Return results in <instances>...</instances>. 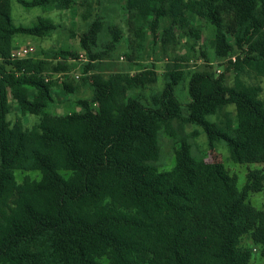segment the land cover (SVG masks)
I'll return each mask as SVG.
<instances>
[{
    "label": "trees",
    "instance_id": "trees-1",
    "mask_svg": "<svg viewBox=\"0 0 264 264\" xmlns=\"http://www.w3.org/2000/svg\"><path fill=\"white\" fill-rule=\"evenodd\" d=\"M17 1L48 10L77 3ZM85 1L90 7L95 0ZM125 8L129 31L136 35L129 40V61L136 59L146 29L155 32L162 20L164 43L177 29L197 37L188 18L192 12L213 25L217 56L238 49L241 55L229 61L235 69L250 66L264 74V0H126ZM56 28L46 17L17 26L11 0H0V264H252L253 247L245 238L264 260V209L248 202L250 193L264 192V169L248 170L240 188L223 162L197 158L185 140L171 170L157 165L159 131L173 119L202 127L209 146L223 143L235 163H264L261 85L243 80L229 85L224 72L195 69L183 107L175 94L183 67L171 61L159 93L130 96L157 81L152 63L134 74L113 69L95 75L90 99L79 100L82 111L52 115L53 87L62 84L74 92L82 86L52 79L40 56L12 59L11 52L17 34L47 36ZM103 30L97 15L80 36L91 61L121 41L122 31L112 26L109 50L97 52ZM42 54L62 59L57 72L80 58L70 49ZM91 61L84 73L102 68ZM12 97L22 111L39 117L31 128L8 118ZM229 103L235 114L223 112L222 121L212 120Z\"/></svg>",
    "mask_w": 264,
    "mask_h": 264
},
{
    "label": "rangeland",
    "instance_id": "rangeland-1",
    "mask_svg": "<svg viewBox=\"0 0 264 264\" xmlns=\"http://www.w3.org/2000/svg\"><path fill=\"white\" fill-rule=\"evenodd\" d=\"M126 0H95L90 2V7L85 0H77V3L69 9L54 8L52 10L43 9L41 7H24L17 0H11V17L13 23L17 26L34 25L39 17L50 18L57 24L56 30L47 36H36L31 34H17L13 38V46L19 47L26 44L33 45L35 51L33 57L43 58L47 61L46 74L52 79L59 81L73 80L75 84L82 87L74 92L64 90L62 84L53 87V97L55 99L53 105L48 112L52 115H64L71 112L82 111V105L79 104L80 99H90L92 89L89 85L91 79L97 74L109 75L113 69H124L127 73L134 74L141 68H147L154 63L157 71V81L145 89H136L135 93L131 92L130 96H144L150 98L151 95L159 93L166 81L165 71L166 63L178 61L183 67V77L175 87V94L178 101L183 107L190 101L188 94V81L191 73L195 69H211L214 73H225L226 83L235 85L238 81L243 80L247 83L260 84L262 92L260 98L264 102V74L258 75L256 69L250 66H243L235 69L229 61L234 62L241 55L238 49H233L226 56H217L215 53V29L212 24L204 19L198 18L194 13L189 12L188 18L197 37L190 31L184 32L180 29L175 31L174 36L170 37L168 43L162 42L165 21H160L159 27L155 32L149 28L146 29L147 35L143 41L141 48L138 49L137 57L134 61H129L127 55L131 53L129 48L130 38H135V34L129 31L128 13L125 8ZM85 19V15L88 14ZM102 19L104 22V30L99 33L98 43L95 50L101 53L111 42V33L108 28L112 26L118 27L122 31L121 41L116 44L112 51L107 52L100 60L91 61L85 51L81 48L80 36L88 28L91 21L95 17ZM135 35V36H134ZM13 47V48H14ZM58 49L73 50L80 58L76 60H68L70 66L68 71L57 72L54 67L62 59L43 57L48 52ZM102 68L95 67L87 73L83 72L85 63L90 62ZM100 63L102 65H100ZM112 64V65H111ZM85 78H88L85 81ZM83 82V83H82ZM12 110L8 115L11 121L20 119L24 126L31 128L35 125L39 117L22 111V107L18 104L17 99H11ZM96 107V103H91ZM223 112L235 114V106L231 103L216 114L212 120L222 121ZM187 141L191 145L193 154L199 158L202 157L206 161L223 162L229 172L238 178V185L243 187L246 181V174L250 169H264V163L260 164H241L235 163L230 156L226 146L217 142L213 147L209 146L208 138L202 127L189 123L184 119H173L169 124L163 127L158 134L160 145V158L157 161L159 170H171L175 165V151L180 148L181 141ZM17 177L21 176L20 172H16ZM248 202L256 209H264V192L250 193ZM245 245L253 247L252 264H264V260L259 255V247L251 240L245 238Z\"/></svg>",
    "mask_w": 264,
    "mask_h": 264
},
{
    "label": "built area",
    "instance_id": "built-area-1",
    "mask_svg": "<svg viewBox=\"0 0 264 264\" xmlns=\"http://www.w3.org/2000/svg\"><path fill=\"white\" fill-rule=\"evenodd\" d=\"M35 51V47L30 44L15 47L11 52L12 59H23L31 56Z\"/></svg>",
    "mask_w": 264,
    "mask_h": 264
}]
</instances>
